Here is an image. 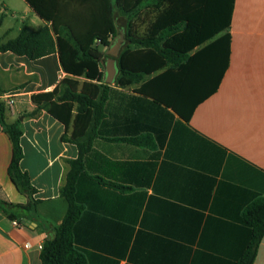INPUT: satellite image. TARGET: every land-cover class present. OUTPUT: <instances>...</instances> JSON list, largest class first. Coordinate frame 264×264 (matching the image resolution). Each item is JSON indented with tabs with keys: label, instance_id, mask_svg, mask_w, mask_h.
<instances>
[{
	"label": "crops",
	"instance_id": "obj_1",
	"mask_svg": "<svg viewBox=\"0 0 264 264\" xmlns=\"http://www.w3.org/2000/svg\"><path fill=\"white\" fill-rule=\"evenodd\" d=\"M22 2L17 29L5 28L1 16L0 43L24 26L45 25ZM229 34L227 68L216 91L222 53L208 49L212 42L190 52L185 58L191 60L174 54V64L143 82L111 85L105 118L88 132L92 148L77 182L83 210L74 243L89 264H239L252 238L246 211L264 198V0H236ZM172 66L166 92L177 96V72H184L179 89L199 98L189 120L138 92ZM66 78L75 79L58 54L32 61L0 52V101L8 108L6 121H20V166L38 201L36 214L15 220L18 225L0 209V264H42L40 246L55 237L68 212L61 191L79 149L64 138L73 128L33 100ZM136 138L146 144L130 141ZM12 159L13 144L0 123V199L25 205L9 175ZM254 264H264V238Z\"/></svg>",
	"mask_w": 264,
	"mask_h": 264
},
{
	"label": "trees",
	"instance_id": "obj_2",
	"mask_svg": "<svg viewBox=\"0 0 264 264\" xmlns=\"http://www.w3.org/2000/svg\"><path fill=\"white\" fill-rule=\"evenodd\" d=\"M24 1L45 25L36 30L24 26L15 39L0 43V52H11L32 61L58 54L64 72L75 78H66L53 92L33 97L37 109H47L67 128H73L70 138L65 137L64 140L76 144L79 149V158L70 162L67 182L61 191L68 202V212L62 224L55 229V237L45 241L41 263L89 264L74 243V228L83 210L77 201L76 191L79 177L85 174V156L92 148L93 138L88 132L105 118L111 85L105 83L103 62L109 58L107 51L119 35L115 13L119 11L128 17L125 43H129L117 59L119 74L116 85L127 87L143 82L146 75L174 64V54L177 59H184L194 49L212 42L208 49L222 53L220 72L215 73L213 90L216 91L227 68L226 56L231 43L229 30L236 0ZM144 18L150 21L147 33L142 36L136 21ZM2 21L3 17H0V23ZM163 41L164 48L160 46ZM183 73L177 72V96L168 94L163 86L172 81L173 66L145 83L138 92L173 108L189 120L199 98L179 89L178 80ZM80 78L87 80L81 83L78 81ZM7 111V105L0 101V123L13 144L9 175L17 189L27 197L28 203L13 204L0 199V209L11 220L21 221L36 214L38 201L34 198L36 189L30 176L20 166L23 158L20 121L8 123ZM130 141L137 145L146 144L144 138ZM245 219L252 228V238L239 264H254L264 238V198H259L247 209Z\"/></svg>",
	"mask_w": 264,
	"mask_h": 264
},
{
	"label": "rangeland",
	"instance_id": "obj_3",
	"mask_svg": "<svg viewBox=\"0 0 264 264\" xmlns=\"http://www.w3.org/2000/svg\"><path fill=\"white\" fill-rule=\"evenodd\" d=\"M4 2L7 3V9L4 8V6H3ZM22 3H23L22 0H0V17L3 14L6 15L5 16V24H4L5 28L8 29L10 27H13V28L17 29L16 19L20 15L19 14L20 9L23 8L21 6ZM115 18H116L117 24L119 26V31L123 32L125 35L126 27L128 25V17L125 16L123 13L117 11L115 13ZM38 21L40 22V20H38ZM149 21H150V19L144 18V19L137 20L136 23H137L139 29L142 30V29L146 28ZM39 24H41V22ZM17 35H18V33L15 31V32L11 33V35L9 37H7V39L8 38H15Z\"/></svg>",
	"mask_w": 264,
	"mask_h": 264
},
{
	"label": "water",
	"instance_id": "obj_4",
	"mask_svg": "<svg viewBox=\"0 0 264 264\" xmlns=\"http://www.w3.org/2000/svg\"><path fill=\"white\" fill-rule=\"evenodd\" d=\"M124 46L125 35L123 32L119 31V35L116 41L107 51L109 58L105 62H103L105 66V83L108 85L114 84L117 79V76L119 74V66L117 59L123 51Z\"/></svg>",
	"mask_w": 264,
	"mask_h": 264
},
{
	"label": "built area",
	"instance_id": "obj_5",
	"mask_svg": "<svg viewBox=\"0 0 264 264\" xmlns=\"http://www.w3.org/2000/svg\"><path fill=\"white\" fill-rule=\"evenodd\" d=\"M13 103H14V101L12 100V98H10V100H9L8 104H9V105H13ZM14 223H15L16 225H18V222H17V221H15ZM26 247H27V248H29V247H30V245H29V244H27V245H26ZM40 248L42 249V248H43V246H40Z\"/></svg>",
	"mask_w": 264,
	"mask_h": 264
}]
</instances>
